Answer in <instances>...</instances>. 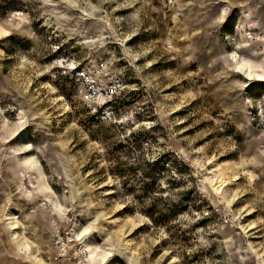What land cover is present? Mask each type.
<instances>
[{
  "label": "rangeland",
  "instance_id": "1",
  "mask_svg": "<svg viewBox=\"0 0 264 264\" xmlns=\"http://www.w3.org/2000/svg\"><path fill=\"white\" fill-rule=\"evenodd\" d=\"M188 1L0 0V264H91L87 246L107 264H264V81L236 64L264 68L235 50L245 33L263 50L239 23L264 27V0L239 22L233 0ZM71 64L121 79L113 120Z\"/></svg>",
  "mask_w": 264,
  "mask_h": 264
},
{
  "label": "built area",
  "instance_id": "2",
  "mask_svg": "<svg viewBox=\"0 0 264 264\" xmlns=\"http://www.w3.org/2000/svg\"><path fill=\"white\" fill-rule=\"evenodd\" d=\"M164 7L173 8L180 0H160ZM236 29V28H235ZM58 61V60H57ZM70 72L74 73L80 81L83 101L90 106L92 115L101 121L114 119V108L112 100L120 94L122 81L119 77H101L99 72L92 73L77 68L74 64L70 66Z\"/></svg>",
  "mask_w": 264,
  "mask_h": 264
},
{
  "label": "crops",
  "instance_id": "3",
  "mask_svg": "<svg viewBox=\"0 0 264 264\" xmlns=\"http://www.w3.org/2000/svg\"><path fill=\"white\" fill-rule=\"evenodd\" d=\"M185 1H186V4L183 6L184 8L187 7V5L190 3L188 0H182L181 5ZM190 1H193V0H190ZM203 1L206 2V3H209V2H215L217 0H203ZM221 1L228 2V0H221ZM233 1H234V5H231L230 6V4H229L227 6H229V9H237L238 10V15H239L238 22H239V19L241 18V10H240L241 7L239 6V3H243V4H246V5H249L250 4V8H251L252 7V3L254 2V0H233ZM260 1L261 0H259V2ZM261 3L263 5V8L261 9L260 12H261V17L264 20V2H261ZM176 7L177 6H175L173 8H176ZM180 10L181 9L179 7L178 10H177V12H180ZM202 18H203V16H202ZM220 18H221V16L218 15V19L219 20H220ZM256 19H258V18L256 16H254V15L251 14L250 9H246L245 12L242 14V18H241V21H240L239 24L244 29H246L248 27L249 28V31L264 29V27L262 26V23L260 21H257ZM237 25H238V23H237ZM251 34L252 33H245L244 34L245 37H243L241 44L238 47H236L235 50L243 49V52H245V55H247L249 57V59L251 60V62L253 64H260L264 68V44H263V50H261L262 47H258L257 48V44H256L257 42H259V38L258 37L253 36V38H254L253 40H255V43L252 42V41L246 40V36H249ZM240 40H241V38H240ZM249 48H251V52L248 51ZM258 50L260 52H258ZM258 54H259V56H261V58L258 59L257 61L253 60V56L258 55ZM256 72L259 73L258 71H256ZM260 75H262L264 77V72H262V74H260Z\"/></svg>",
  "mask_w": 264,
  "mask_h": 264
},
{
  "label": "bare ground",
  "instance_id": "4",
  "mask_svg": "<svg viewBox=\"0 0 264 264\" xmlns=\"http://www.w3.org/2000/svg\"><path fill=\"white\" fill-rule=\"evenodd\" d=\"M181 1L178 3V6L176 7V9H178L180 7V9L183 8V6L186 4V1L183 2V4L181 5ZM181 5V6H180ZM226 13V9L223 10V14L221 16V18L223 17V15ZM220 18V19H221ZM1 28V27H0ZM247 39L252 41V36L249 35L247 36ZM249 52H251V48H249L248 50ZM236 55V54H235ZM235 57V56H234ZM237 58V57H236ZM241 59V57H240ZM253 67V66H252ZM236 73L241 74L244 76V78L248 81H264V77L262 75H260L259 73H257L256 71L252 70L250 62L248 60L247 57L243 56V61L241 63L236 64ZM58 205V204H57ZM59 206V205H58ZM57 206V208H58ZM62 210V207H60L59 211ZM54 212V210H53ZM8 215V214H7ZM11 215V214H10ZM10 219V218H9ZM7 219V220H9ZM13 228V227H12ZM87 229L84 228V230L82 232H80L78 234V239L81 240L85 237V235L87 234ZM83 242V241H82ZM88 243V242H87ZM86 243V244H87ZM23 244V243H22ZM81 244V243H80ZM82 245V244H81ZM89 245V244H88ZM91 245V244H90ZM94 246V245H93ZM87 250H88V255L86 256V260L91 263V264H107L110 260V258L112 257V254L109 252L108 249L104 250L101 252L99 250L98 246L92 247V246H87ZM22 248H24L25 251L28 250V246L27 245H22ZM64 251V250H62Z\"/></svg>",
  "mask_w": 264,
  "mask_h": 264
}]
</instances>
